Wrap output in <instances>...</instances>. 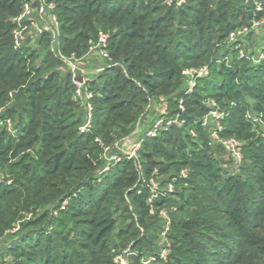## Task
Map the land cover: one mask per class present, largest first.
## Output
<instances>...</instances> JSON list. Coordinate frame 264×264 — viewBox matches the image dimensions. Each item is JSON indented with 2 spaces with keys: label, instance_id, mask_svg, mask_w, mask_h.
I'll use <instances>...</instances> for the list:
<instances>
[{
  "label": "trees",
  "instance_id": "1",
  "mask_svg": "<svg viewBox=\"0 0 264 264\" xmlns=\"http://www.w3.org/2000/svg\"><path fill=\"white\" fill-rule=\"evenodd\" d=\"M45 1L54 5L58 33L55 41L40 34L47 50L37 61L32 48L12 47L22 0H0V226L14 229L29 215L1 247L0 264H211L214 253L223 256L216 264H264V133L253 121L264 119V62L224 47L250 7L244 0ZM99 31L109 36L107 60L118 64L88 82L93 123L80 133L82 103L56 52L79 59ZM225 56L229 64L218 60ZM198 66L207 75L187 92L182 71ZM159 98L184 124L141 137L135 159L101 172L95 138L113 147ZM210 101L224 114L220 137L242 142L234 174L217 156L225 149L212 150L201 127ZM158 176L174 189L149 204L147 185ZM163 208L165 260L154 242L166 226Z\"/></svg>",
  "mask_w": 264,
  "mask_h": 264
},
{
  "label": "built area",
  "instance_id": "2",
  "mask_svg": "<svg viewBox=\"0 0 264 264\" xmlns=\"http://www.w3.org/2000/svg\"><path fill=\"white\" fill-rule=\"evenodd\" d=\"M34 3L35 5H33ZM184 3L185 0H166V4L168 6L172 5L174 7L182 6ZM244 3L246 6L250 7L247 14L248 21L245 24L234 28L228 33L226 38V45L229 48L234 49L238 59L248 61L251 64H258L264 62V50L260 51L257 56H253L245 51L243 43L245 42L246 37L250 33L255 32L260 28L264 27V0H244ZM53 9L54 5L52 3H46L45 0H22L20 12L15 15L11 20L13 25L11 30L12 47L14 49H19L23 45L24 41L27 38L26 30L30 27H35V24L37 23L36 20L43 21L46 12L48 13V19L51 25L50 28L45 31L51 33L52 40L54 41L58 33V20L56 15L53 13ZM34 11L37 12L36 17H34ZM108 39L109 36L107 33L99 31L97 34L96 42L89 47V52L95 51L96 53H98L99 57L104 58L106 60L109 59V55L107 52ZM227 57L228 56H225L224 59H222L226 63ZM65 63L71 75V83L74 86L73 98L79 100L82 103V107L85 114L84 122L78 128V131L80 133L90 132L93 123L92 121L94 113V106L92 101L93 93L89 89L88 82L85 80V78H83L82 76L81 78L79 77L80 69L78 67V59L75 58L74 55H71V57L66 60ZM182 74L190 78V87L187 89V92H190L192 90V87L194 86L195 79L207 75V68L204 67L193 73L191 70L187 69L183 70ZM163 103L164 105L159 108L160 114L157 116V118H153L152 122L149 125V128L144 131V134L142 136H138V138L133 143H131V146L127 149H123L120 146H122L126 141H128V137L122 139L118 143H115L113 147L105 144L99 138H95L94 141L102 150V158L105 162V165L103 166L101 172L109 171L110 168L115 166L123 159H135L140 149L141 137H155L159 132L166 130L171 126L181 127L184 124L179 114L169 116L167 105L165 104V102ZM208 106H211V108L218 109L214 101H210ZM179 109L180 113L184 111L181 102L179 105ZM211 111L212 110H210L208 114L205 115L206 118ZM223 117L224 114L221 112L218 117L216 116V118H214L215 120H218V123L217 127L210 132V140H212L214 143H217L218 145H221L225 149L227 154L231 156V158L234 160L235 164L238 165L241 162L242 155L240 153V147L238 146L236 139L234 137L221 138L219 135V133L223 129V126L220 122ZM206 121L205 118L200 121L201 127L206 126ZM253 121L256 124L261 125L260 123H262L264 119L260 115L255 117ZM190 134L195 137V132L193 130L190 131ZM113 149L117 150V153L113 154ZM186 174V170H181L179 175L185 177ZM147 188L149 191L147 202L149 204H151L154 199H157L159 196H163L166 193H170L174 189L172 183L167 184L164 188L161 187V185L153 179L150 180L149 184L147 185ZM63 205H65V203H63ZM162 214L166 219V226L163 230V236H166L167 232L169 231V221L167 220L166 212L164 211L163 213V211H160V215ZM164 238V240L167 242L166 237ZM168 252L169 244L166 243L164 249L160 251L159 256L161 258H164ZM122 264L125 263L122 262Z\"/></svg>",
  "mask_w": 264,
  "mask_h": 264
},
{
  "label": "rangeland",
  "instance_id": "3",
  "mask_svg": "<svg viewBox=\"0 0 264 264\" xmlns=\"http://www.w3.org/2000/svg\"><path fill=\"white\" fill-rule=\"evenodd\" d=\"M36 16H37V12L34 11V17H36ZM36 22L37 23L35 24V27H30L26 30V35H27L28 41L27 42L24 41L23 46H27V47L35 50L36 51L35 56L37 58V61H39V59H41L44 56L45 51L47 50L46 49L47 47H45V45H41L38 43V38L43 31L50 28L51 24H50L49 19H48V13L46 12V14L44 15L43 21L36 20ZM91 45H93V44L91 43L90 46ZM243 45H244L243 47L245 48V51L248 54L250 53L253 56H257L260 51L264 50V27L253 32L252 36H250L249 39L247 38L245 40V42L243 43ZM224 47H225V49L229 48L226 44L224 45ZM52 49H54V48L52 47ZM56 55L58 57H60L63 61H66L71 57V54L67 55V52H65V54H62L60 51L59 52L57 51ZM222 59H224V57L218 58V60H222ZM226 59H227L226 60L227 63L229 64L230 63L229 62L230 57L228 56ZM117 64H118L117 62H111V60H106L104 58L99 57L98 53H96L95 51L89 52V49H88L87 52L81 58L78 59V67L80 69L79 77L81 78V76H82L83 78H85V80L87 82H91L101 72H103L105 68L110 67L111 65L113 66V65H117ZM204 67H206V66L190 67L188 70H191L193 73V72H196L199 69H202ZM61 71L67 72V68H65L64 66L61 67ZM189 82H190V78L187 77L186 83H185V88H186L185 90H187L190 87ZM163 102H164V99L159 98L157 100L155 99V101L152 100L149 103L150 104L149 108H146L147 112H146L145 116L142 118V121H140L141 123L139 125H136V127L134 128L131 135L128 136V141H126L120 147H122L123 149H127L128 147L131 146V143H133L138 138V136L144 134V131H146L149 128V125L152 122L153 118L154 117L157 118V116L160 114L159 108L164 105ZM210 110H212V111L209 113V115H207V118L205 116L206 114L204 116H202L201 118H199L200 121L203 120L204 118H205V121L207 120L206 126H204V128L207 129V131L209 132V135H210V132L213 131V129H215L217 127L218 120L217 119L215 120L214 118H216V116L218 117V115H220L221 111H222L220 109V107L218 109L210 108ZM260 124H261L260 127L262 129V132L264 133V121ZM12 127H13L12 123L8 124V133H10L11 135L14 134ZM235 139L238 143V146L240 147L242 142L237 138H235ZM209 145L212 148V150H215L219 147V145L217 143H214L212 140H210ZM112 153L113 154L117 153V150H113ZM217 156L220 158V160L222 162L223 170L227 171L228 174H234L235 172H237V164H235L234 160L231 158V156H229L227 154V152L221 151L220 153H217ZM104 165L105 164H103V166ZM155 179L161 185V187H164V185L162 183L163 177L158 176V178H155ZM163 209H161L160 211H163V213H164L165 209L164 210ZM166 210H167V208H166ZM27 218H29V215H26V217H22L20 220L16 221L15 222L16 227L14 229L5 230L4 226H0V249H1V247L9 244L10 241H12L14 239V235H15L16 231L19 230V228H20L18 225L20 224V222H25V220ZM161 218H162L163 222L164 221L166 222V219L163 216V214L161 215ZM164 237H166V236H163V230H162L158 233L157 239H155V241H154V242H157L160 251L164 249V246L166 243H168L170 245V242L169 241L166 242L164 240L165 239ZM237 248H239V247H237ZM213 250H214V252H217L218 249L215 248ZM215 254H217V253H214L213 258L211 259L212 260L211 264H216L218 259L220 260L223 257L222 254H218L216 256H215ZM163 259L165 260L166 256ZM148 262H149V259H147L146 261H145V259H142L143 264H147Z\"/></svg>",
  "mask_w": 264,
  "mask_h": 264
}]
</instances>
